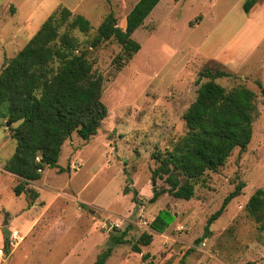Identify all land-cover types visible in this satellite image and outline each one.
I'll return each instance as SVG.
<instances>
[{"label": "rangeland", "instance_id": "374dc122", "mask_svg": "<svg viewBox=\"0 0 264 264\" xmlns=\"http://www.w3.org/2000/svg\"><path fill=\"white\" fill-rule=\"evenodd\" d=\"M137 1L0 0V71L59 8L89 21L88 35H78L86 41L109 13L124 31L126 16ZM243 3L160 0L132 33L140 49L119 71L113 65L121 53L118 44L107 41L89 49L93 72L103 80L106 117L88 141L73 134L63 144L57 163L68 171L45 168L34 182L38 185L27 187L30 182L21 198L11 191L2 202L11 218L8 225H3L4 219L1 224L7 253L0 245V264H93L111 246L114 229L120 233L127 228V242L113 246L104 264H142L131 243L149 232V223L162 209L174 214V221L141 248L154 264H264V233L244 210L253 192L264 190V98L258 86L264 87V32L251 46L241 44L252 29L262 27L264 15L255 17L253 25L245 20L264 0H255L247 15ZM204 67L230 74L215 80L224 89L241 86L255 94L251 141L244 151L234 150L218 170L207 172L189 201L165 193L149 203L153 188H168L163 180L151 178L156 167L152 154L171 150L184 136L182 117L196 98V80ZM5 122L0 121V162H6L15 147L5 129L16 124L7 128ZM239 182L245 184L241 194L204 235L207 219ZM126 187L131 191L124 194ZM13 231L19 239L10 245Z\"/></svg>", "mask_w": 264, "mask_h": 264}, {"label": "trees", "instance_id": "16d2710c", "mask_svg": "<svg viewBox=\"0 0 264 264\" xmlns=\"http://www.w3.org/2000/svg\"><path fill=\"white\" fill-rule=\"evenodd\" d=\"M159 1L138 0L126 16L124 31L117 26L114 15L107 14L86 41H81L78 35H88L92 29L89 21L61 7L6 62L0 71V121L16 125L8 128L15 147L3 170L20 179L13 188L15 196L24 193L29 182L39 180L45 168L57 169L58 173L68 171L69 167L63 169L57 162L63 144L73 134L85 142L96 135L107 109L101 102L103 80L93 72L89 49L107 41L118 44L121 53L114 58L113 65L119 71L140 49L132 33L143 25ZM254 3L255 0H244L245 14ZM229 76L220 68L204 67L198 73L196 98L182 117L184 136L171 150L152 154L156 167L151 178L163 180L168 188H153L149 203L165 193L176 200L189 201L195 185L207 172L218 170L234 150L244 151L250 143L257 111L255 94L241 86L226 90L215 81ZM203 79L206 81L200 83ZM258 86L264 98V87ZM244 186L239 182L209 216L204 235L209 234L210 225L241 194ZM130 191L126 187L123 193ZM133 194V202H137L134 190ZM244 210L256 222L257 230L264 233L263 189L253 192ZM174 217L168 209L160 210L149 223V232L141 233L131 243L132 253L140 254L142 264H154L150 254L141 253V248L150 245L153 233H164ZM114 231L110 234L111 246L93 264H104L113 246L127 242L128 228L120 233ZM3 245L7 253L5 236Z\"/></svg>", "mask_w": 264, "mask_h": 264}, {"label": "crops", "instance_id": "0c3cea01", "mask_svg": "<svg viewBox=\"0 0 264 264\" xmlns=\"http://www.w3.org/2000/svg\"><path fill=\"white\" fill-rule=\"evenodd\" d=\"M259 8V9H258ZM255 11H253V13L250 15V19L248 20H245V24H248V25H253L252 22L253 20L255 19V17H260V16H263L264 15V5H262L261 7H258ZM243 10V9H242ZM244 12V11H243ZM247 15V14H246ZM251 27V26H249ZM248 29V28H246ZM251 29V28H250ZM247 31V30H246ZM264 32V19H263V25L262 27L258 30L255 31V29H252L251 32L249 33V37L247 40H243L241 39V32H239V38L241 39V44H244V47H247V46H251L253 43L256 42V40L262 36V33ZM253 33H255L253 35ZM253 35V37H252ZM241 48V47H240ZM5 129V128H4ZM6 131V134L5 136H9V131L7 129H5ZM5 164V162H0V207H2V211L0 210V245H3V240H4V236H5V231L3 230L1 224H2V220L3 219H6L7 220V224H9V221H10V214L7 213V211H5V208L2 206V202L6 199V198H9L10 197V194H11V191L13 192V188L17 185H14L13 186V183H15L17 181V179H19V177L11 174V173H8L6 171L3 170V165ZM43 173V171L41 172ZM42 176V174H41ZM41 178V177H40ZM20 180V179H19ZM40 180V179H39ZM37 180V181H39ZM37 181H34V182H37ZM20 182V181H19ZM18 182V183H19ZM34 182H31L32 184H28L27 187H32L33 188V185H38L39 183H34ZM30 183V182H29ZM6 185H8L6 187ZM40 187H43V188H46L45 186L41 185ZM26 189V188H25ZM28 189V188H27ZM37 196L39 195L41 198H42V195H41V192L37 189L35 190H32ZM14 194V193H13ZM23 194V193H22ZM17 197H20L21 198V194ZM49 204L47 203V206H46V210L49 209ZM53 222H56V221H53ZM34 223V222H33ZM5 225V226H6ZM29 224H27L26 228L28 227ZM33 225V224H32ZM32 227V226H31ZM1 248V247H0ZM0 259H2V257H0Z\"/></svg>", "mask_w": 264, "mask_h": 264}, {"label": "built area", "instance_id": "2783aa9c", "mask_svg": "<svg viewBox=\"0 0 264 264\" xmlns=\"http://www.w3.org/2000/svg\"><path fill=\"white\" fill-rule=\"evenodd\" d=\"M19 239V236L16 232H10V245H13L17 242V240ZM4 255V249L3 247L0 248V257H2Z\"/></svg>", "mask_w": 264, "mask_h": 264}, {"label": "water", "instance_id": "95a60500", "mask_svg": "<svg viewBox=\"0 0 264 264\" xmlns=\"http://www.w3.org/2000/svg\"><path fill=\"white\" fill-rule=\"evenodd\" d=\"M10 122H5V126L8 128L9 126H10ZM7 224V220L6 219H4V222H3V225H6Z\"/></svg>", "mask_w": 264, "mask_h": 264}]
</instances>
